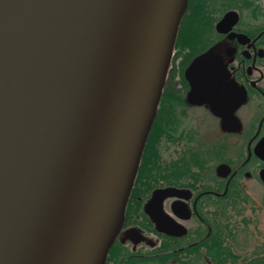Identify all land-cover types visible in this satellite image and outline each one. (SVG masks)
Listing matches in <instances>:
<instances>
[{
    "label": "water",
    "instance_id": "1",
    "mask_svg": "<svg viewBox=\"0 0 264 264\" xmlns=\"http://www.w3.org/2000/svg\"><path fill=\"white\" fill-rule=\"evenodd\" d=\"M188 4L0 0V264H106ZM225 68L208 51L187 70L190 98L222 116L238 103ZM179 191L145 207L169 233Z\"/></svg>",
    "mask_w": 264,
    "mask_h": 264
},
{
    "label": "flooded vegetation",
    "instance_id": "2",
    "mask_svg": "<svg viewBox=\"0 0 264 264\" xmlns=\"http://www.w3.org/2000/svg\"><path fill=\"white\" fill-rule=\"evenodd\" d=\"M208 51L227 68L229 95L224 100L238 102L233 109L224 108L228 116L189 96L187 70ZM165 88L168 97L162 100L146 157L152 166L160 157L161 168L154 167L149 184L136 186L141 202L126 216L117 250L144 264L264 261V242L249 257L242 255L240 240L228 238L237 230L231 229L233 216L225 218L221 208L240 197L247 201L235 189L248 182L262 187L264 205V0H189ZM207 151L210 156L200 157ZM170 187L180 193L164 197L161 222L174 233L159 229L145 209L157 189ZM241 243L248 248L247 241Z\"/></svg>",
    "mask_w": 264,
    "mask_h": 264
},
{
    "label": "rangeland",
    "instance_id": "3",
    "mask_svg": "<svg viewBox=\"0 0 264 264\" xmlns=\"http://www.w3.org/2000/svg\"><path fill=\"white\" fill-rule=\"evenodd\" d=\"M206 155L210 156V152H201L200 157ZM249 183L250 182L246 183V187L244 186L242 188L246 194L247 201L241 197L232 200L231 204H227L223 207L225 210L223 215L225 218L233 216L232 219L235 228L228 227H230L232 231L235 229L237 230V234L229 233L230 235L228 238L231 237V240L235 239L236 241L240 240L238 246L245 252L242 253V255L251 257L253 253H257V243L262 244L264 242V205L262 206V201L260 200V196L262 198L263 194L262 187L258 182L250 183L251 185ZM238 210L239 212H237ZM245 219L247 221H245ZM245 241L249 243V245L247 244L248 248L245 244L241 243ZM259 253L260 252H258L257 257Z\"/></svg>",
    "mask_w": 264,
    "mask_h": 264
},
{
    "label": "trees",
    "instance_id": "4",
    "mask_svg": "<svg viewBox=\"0 0 264 264\" xmlns=\"http://www.w3.org/2000/svg\"><path fill=\"white\" fill-rule=\"evenodd\" d=\"M178 44H179V47L181 48L180 49V54L181 52L183 51V48L180 46V42L178 41ZM168 89L165 88V91H164V94H163V98L162 100H166V98L168 97ZM159 119V113L156 117V120H155V123L154 125L156 124V121ZM155 129V127L153 126V129L152 131ZM151 131V133H152ZM152 134H150L151 136ZM149 141H150V137H149V140L147 142V145H146V148H145V151H144V154H143V159H142V164H141V167L139 169V173H138V177H137V180H136V184H135V187L133 189V192H132V195H131V198H130V201H129V204H128V207H127V212H126V216L128 215V213H130V211L132 210V208L134 207V203L137 202L138 204H140V199L137 197V194H136V186L139 185L140 183H142V185H144L145 183H150V181H152V177H153V171H154V167L156 169H160L161 168V165H160V162H161V158L158 157L157 158V162H158V165H155V166H152V165H149L147 163V154L149 153ZM152 160H154L152 158ZM153 168H152V167ZM135 190V191H134ZM235 192H237V195L241 196L242 194H244V190L242 188L240 189H235ZM224 206H222L221 208H223ZM232 223V222H230ZM218 240H222L221 238H219ZM232 256H239V255H234L232 254ZM107 264H144V261H140L139 259L135 258L134 255H131L129 253H121V250H117V244H114L113 247L111 248V251H110V254H109V257H108V260H107ZM245 264H264V261L263 259H261L260 257L258 258H255Z\"/></svg>",
    "mask_w": 264,
    "mask_h": 264
},
{
    "label": "bare ground",
    "instance_id": "5",
    "mask_svg": "<svg viewBox=\"0 0 264 264\" xmlns=\"http://www.w3.org/2000/svg\"><path fill=\"white\" fill-rule=\"evenodd\" d=\"M141 164H142V161H141ZM141 164H140V167H141Z\"/></svg>",
    "mask_w": 264,
    "mask_h": 264
}]
</instances>
